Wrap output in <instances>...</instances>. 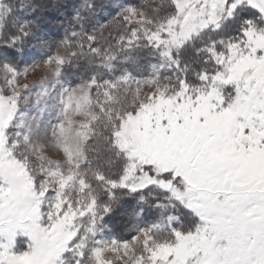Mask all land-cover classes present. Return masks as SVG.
I'll list each match as a JSON object with an SVG mask.
<instances>
[{
	"label": "snow or ice",
	"instance_id": "snow-or-ice-1",
	"mask_svg": "<svg viewBox=\"0 0 264 264\" xmlns=\"http://www.w3.org/2000/svg\"><path fill=\"white\" fill-rule=\"evenodd\" d=\"M0 264H264V0H0Z\"/></svg>",
	"mask_w": 264,
	"mask_h": 264
},
{
	"label": "rangeland",
	"instance_id": "rangeland-1",
	"mask_svg": "<svg viewBox=\"0 0 264 264\" xmlns=\"http://www.w3.org/2000/svg\"><path fill=\"white\" fill-rule=\"evenodd\" d=\"M77 1H79V0H77ZM77 3H79V2H77ZM101 20H102V19H101ZM102 22H103V21H101V23H102ZM32 59H39V57H38V56L30 57L28 62H31ZM41 74H42L41 72H38V73L33 74L32 76L29 77V81L31 82V81H33V80L38 79V77H39Z\"/></svg>",
	"mask_w": 264,
	"mask_h": 264
},
{
	"label": "trees",
	"instance_id": "trees-1",
	"mask_svg": "<svg viewBox=\"0 0 264 264\" xmlns=\"http://www.w3.org/2000/svg\"><path fill=\"white\" fill-rule=\"evenodd\" d=\"M68 2L71 3V4H78L77 2H79V1H77V0H68ZM136 2H138V0H136ZM101 21H103L102 23H107V21L104 20V19H102Z\"/></svg>",
	"mask_w": 264,
	"mask_h": 264
}]
</instances>
